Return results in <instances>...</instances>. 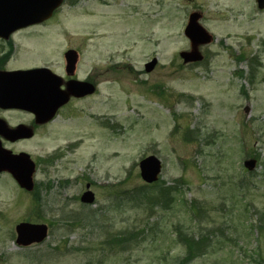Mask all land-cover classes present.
<instances>
[{
  "label": "rangeland",
  "instance_id": "obj_1",
  "mask_svg": "<svg viewBox=\"0 0 264 264\" xmlns=\"http://www.w3.org/2000/svg\"><path fill=\"white\" fill-rule=\"evenodd\" d=\"M193 12L215 41L200 48L202 64L184 65ZM22 36L26 55L12 66H56L77 47L82 76L95 73L100 84L33 139L3 141L31 155L38 189L0 173V264H179L187 256L179 231L207 241L188 264H262L264 12L256 0H65L55 19ZM152 155L163 174L148 186L139 162ZM253 158L249 172L244 161ZM87 183L93 206L80 201ZM162 187L179 189L169 206L152 203ZM23 222L47 225L48 238L18 245ZM129 233L138 234L132 244H113Z\"/></svg>",
  "mask_w": 264,
  "mask_h": 264
},
{
  "label": "water",
  "instance_id": "obj_2",
  "mask_svg": "<svg viewBox=\"0 0 264 264\" xmlns=\"http://www.w3.org/2000/svg\"><path fill=\"white\" fill-rule=\"evenodd\" d=\"M63 2L64 0H0V36L48 20ZM256 2L258 8L263 10L264 0H256ZM199 19L200 15L193 13L185 29V35L192 43L190 52L180 54L186 64L202 61L203 56L199 52V47L210 44L213 40L207 30L200 25ZM156 64L157 60L155 59L146 65V71H152ZM42 70L18 71L8 75L14 77L16 82L21 85L29 87L32 86L30 81L35 82L33 74ZM94 91L95 88L91 84L74 82L68 86V94L59 92L53 97L46 98L37 94L29 96L13 92L4 99L0 97V104L10 108L32 111L36 115L37 123H47L55 117L58 109L68 102L70 96L93 94ZM0 134L11 142L34 136V132L30 128L19 126L16 129H10L3 121H0ZM244 165L252 171L256 168L257 161L247 160ZM139 167L141 177L146 183L152 184L159 180L162 173V162L156 156H149L141 160ZM2 172L10 173L22 189L29 192L34 190L33 178L36 165L31 157L25 153L13 154L4 149L0 141V173ZM87 188L89 189L90 185ZM81 200L85 204H94L95 196L91 191H87ZM16 232L17 243L22 246L42 243L48 237V227L45 224L23 222L17 225Z\"/></svg>",
  "mask_w": 264,
  "mask_h": 264
},
{
  "label": "flooded vegetation",
  "instance_id": "obj_3",
  "mask_svg": "<svg viewBox=\"0 0 264 264\" xmlns=\"http://www.w3.org/2000/svg\"><path fill=\"white\" fill-rule=\"evenodd\" d=\"M262 12H264V10ZM54 17L56 16L54 15L52 19H54ZM42 24L45 23L34 24L27 28L14 30L11 34H3L2 36H0V97L4 99L6 96H8L13 92H18L21 95H29V96L37 94L40 97H46V98L53 97L54 95L59 94V92L68 94V85L74 82L89 83L94 85L96 87V90H98V86L100 82H98L95 73L91 74L90 71H88L85 74V76H82L81 61H80L81 50L77 47L74 48L68 46L65 50H63V52L60 55L59 63L56 66H51L46 63H45L46 65L37 64V63H31L23 66L11 65V62L14 59H17L18 55H21V57L25 58L26 51H22L23 49H21V45L19 43V39L26 38L25 36H22V33H24L25 30L29 28L39 26ZM55 37L57 43V35ZM86 44L87 45L89 44V40L86 41ZM30 49H32V46L28 47V50ZM39 69H44V70L33 74L35 75V77H33L35 82L30 81L32 86L29 87L21 85L19 82H16L14 77L8 75L16 71H28V70H39ZM87 98H89V96L71 97L69 99L68 104L65 105L63 108H61L58 111V113L60 111L62 112V110L64 111L65 109L69 108L74 102L83 101ZM44 100H48V99H44ZM16 115L27 116L26 122L17 123L15 126L13 124L11 125L10 118L11 116H16ZM0 119L6 121L11 127H17L20 124H23L34 129L35 132H38L39 130L46 128L53 122L52 121L48 124H37L35 115L32 112L22 109L8 108V106H3L1 104H0ZM0 139L7 143V141L4 138L0 137Z\"/></svg>",
  "mask_w": 264,
  "mask_h": 264
},
{
  "label": "trees",
  "instance_id": "obj_4",
  "mask_svg": "<svg viewBox=\"0 0 264 264\" xmlns=\"http://www.w3.org/2000/svg\"><path fill=\"white\" fill-rule=\"evenodd\" d=\"M178 190L179 189L177 187L176 188L175 187H162L160 191V198L158 197V199L153 201L152 203L160 202V204L169 206L174 201L171 193L178 192ZM144 194L145 193L137 192L139 199L143 198ZM130 199H132V201L136 199V193L134 194L130 193V197L126 198V200H130ZM151 200L153 199L150 198L149 202ZM258 228L262 229V231L264 232V214L262 215V223H260V227ZM178 233H179L178 236H179L180 241L184 243L187 247V256L184 259H182V261L179 264H188L197 256H202L205 254L206 248H207V241L205 239H203L202 237L197 238L196 236H191L188 233L187 234L182 233L181 231H179ZM137 236L138 234L135 236L134 234L129 233L127 235L120 237L121 239L115 238V240H113L112 242L117 247L126 248L127 246H129L130 244L134 242L133 237H137ZM262 258H263L262 264H264V257Z\"/></svg>",
  "mask_w": 264,
  "mask_h": 264
}]
</instances>
